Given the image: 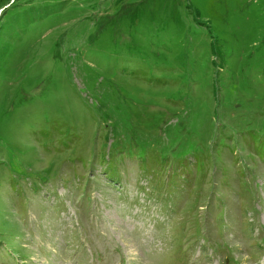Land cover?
Masks as SVG:
<instances>
[{
	"label": "rangeland",
	"instance_id": "1",
	"mask_svg": "<svg viewBox=\"0 0 264 264\" xmlns=\"http://www.w3.org/2000/svg\"><path fill=\"white\" fill-rule=\"evenodd\" d=\"M0 264H264V0H0Z\"/></svg>",
	"mask_w": 264,
	"mask_h": 264
}]
</instances>
